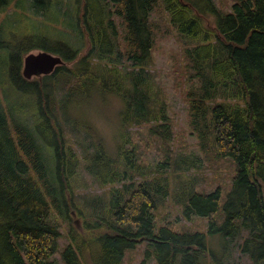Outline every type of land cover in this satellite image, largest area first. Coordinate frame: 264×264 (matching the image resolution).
Masks as SVG:
<instances>
[{
  "label": "trees",
  "instance_id": "16d2710c",
  "mask_svg": "<svg viewBox=\"0 0 264 264\" xmlns=\"http://www.w3.org/2000/svg\"><path fill=\"white\" fill-rule=\"evenodd\" d=\"M84 2L74 24L80 46L41 40L65 60L51 74L23 76L35 46L26 39L9 55L10 85L36 111L34 133L0 93V264H54L66 220L65 264H123L143 245L141 264H264V0H234L230 10L226 0ZM172 39L173 83L199 159L175 130L155 68V53ZM102 115L117 124L114 143L97 124ZM135 133L165 156L143 163ZM82 162L104 194L78 192L72 179ZM204 165L211 179L199 176ZM200 180L215 186L200 188ZM173 205L176 222L185 220L178 229L156 219Z\"/></svg>",
  "mask_w": 264,
  "mask_h": 264
},
{
  "label": "rangeland",
  "instance_id": "374dc122",
  "mask_svg": "<svg viewBox=\"0 0 264 264\" xmlns=\"http://www.w3.org/2000/svg\"><path fill=\"white\" fill-rule=\"evenodd\" d=\"M85 0H55L54 7H50L47 10L39 11L33 6V0H9L8 4L0 9V84L4 83L5 86L2 89L0 87V93L3 95L5 100V95L9 96V100L13 104L11 107H7L10 111L13 110V116L24 122H28L30 128L35 133V101L29 96V94L19 92L10 85L9 78V67H10V52L15 47V45L25 39L28 41V45L34 44V49L30 52L47 51L54 54L51 50H48L46 46H41V42L46 39H63L68 43L74 44L76 47L80 46V41L76 38V33L78 31L77 27L74 25L76 22L77 14L79 9L82 11L84 7ZM219 0H214V2L219 6ZM227 1V10H230L234 0ZM92 3L97 5L96 0H92ZM158 12L154 13L155 17L158 16ZM120 35L124 33V27L122 25L121 17L114 16ZM122 33V34H121ZM47 37L44 39L36 37ZM25 36H31L22 39ZM22 39V40H20ZM42 40V41H41ZM179 46V42L174 39L163 44V49L161 48L155 53V68L161 71L162 77L166 84V89L168 91V102L170 105L169 114L173 117L176 122L175 130L179 133L185 134V142L188 143L187 153H190L193 159L200 158L199 148L197 146V138L190 127L187 117V103L183 99V96L179 92L178 88L174 85V72H173V61L172 53ZM42 76V75H41ZM41 76H33L31 79L41 78ZM30 79V80H31ZM6 104V103H5ZM112 115L113 111L110 112ZM113 118V117H112ZM97 124L102 129L103 133L108 142H115L116 135L119 134L117 124L113 119L105 118L104 115L97 117ZM142 132V136L146 139L145 128H138ZM131 141L138 145V147L143 151L147 152L146 155H142V162L145 164L154 165L155 162L160 161L161 158L165 156V153L161 154L157 149L162 146L157 142H150V146L146 147V142L141 140L138 133L131 136ZM180 143H176L179 145ZM43 145V144H42ZM132 144H128L127 147L130 148ZM143 148V149H142ZM45 155L52 160V155L48 149L44 150ZM143 154V153H142ZM84 163H81L78 174L72 179V182L76 185L79 193L87 194H104V189L98 184L97 181L92 177V175L84 169ZM199 171V176L212 178L209 169L204 165ZM198 187L210 189L214 188L209 182L204 180L199 181ZM170 203V202H169ZM168 203V205H169ZM72 211V210H71ZM75 211L71 214L73 219L71 223L74 226H81L82 218H79ZM180 217V207L178 205H173L172 207H166L161 211V215L157 217L158 223H171L176 229L180 228L181 224L185 220L181 219L180 222H176V219ZM173 221V222H172ZM187 224L190 222L187 221ZM69 222L64 221L65 227L63 228L64 236L60 239V249L57 254L53 256L54 264H65L62 260L61 251L63 247L69 242L67 236V230ZM144 258V245L139 247L136 251L128 254L123 264H141ZM146 264H154L152 260H148Z\"/></svg>",
  "mask_w": 264,
  "mask_h": 264
},
{
  "label": "water",
  "instance_id": "95a60500",
  "mask_svg": "<svg viewBox=\"0 0 264 264\" xmlns=\"http://www.w3.org/2000/svg\"><path fill=\"white\" fill-rule=\"evenodd\" d=\"M65 60L59 54L47 51L29 52L24 57L22 73L26 79L33 76L51 74L57 66L63 65Z\"/></svg>",
  "mask_w": 264,
  "mask_h": 264
}]
</instances>
